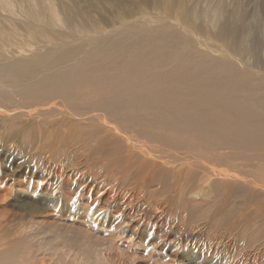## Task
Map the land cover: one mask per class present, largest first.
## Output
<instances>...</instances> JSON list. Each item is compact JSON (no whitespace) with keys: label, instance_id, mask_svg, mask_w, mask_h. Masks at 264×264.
<instances>
[{"label":"bare ground","instance_id":"bare-ground-1","mask_svg":"<svg viewBox=\"0 0 264 264\" xmlns=\"http://www.w3.org/2000/svg\"><path fill=\"white\" fill-rule=\"evenodd\" d=\"M252 1L0 0V143L14 135L11 147L44 157L50 179L20 187L13 206L99 216L117 243L84 247L94 255L69 264H128L124 252L143 245L152 255L155 240L169 248L170 227L148 230L167 211L194 217L190 227L205 216L222 237L247 242L236 264H264V64L245 26L251 6L264 53V0ZM174 232L188 259L226 263L213 258L215 239L206 250L202 232ZM27 238L24 226L2 236L0 264H47L17 260Z\"/></svg>","mask_w":264,"mask_h":264},{"label":"rangeland","instance_id":"rangeland-1","mask_svg":"<svg viewBox=\"0 0 264 264\" xmlns=\"http://www.w3.org/2000/svg\"><path fill=\"white\" fill-rule=\"evenodd\" d=\"M254 2H256V0L252 1V3H253L252 5H254ZM187 7H189V6H187ZM190 7H192V6H190ZM250 7L251 6L247 7L246 16L249 17V21L246 22L245 26L249 25L251 28H253L252 29L253 32H250L249 39H250L251 43L253 45H255L254 46L255 48L258 46L257 47L258 49L257 48L254 49L255 54L256 55L259 54V55H257V57L255 56V59L261 58L259 60L261 61V63L263 62L262 64H264V59H263L264 53H263V50L261 49L262 48L261 43H260L261 41L259 40V38H260L259 35H261V34H259V32H258L259 27L257 24V20L255 19L256 20L255 21L252 18L253 16L251 17V9L252 8H250ZM197 8H199V10H202L203 5L198 4ZM223 22H224V25H226V21H223ZM251 22H253V23H251ZM254 28L258 31H255ZM255 43H257V44H255ZM255 50L258 52H256ZM1 137H2V139H4L3 134L1 135ZM11 137L13 138V140H17L14 135H10V136H8V140H9L8 142H5L3 140L0 143V192H2L3 189H5V191L3 193H0V195H1L0 209H1V211H4L6 213L5 216H3V215L0 216V238H2V236H3V238L4 237L7 238L9 234L13 235L14 232H16L17 228H19L21 226L25 227V229L27 231V237L28 238L23 241V247H21L20 249L17 250V255H18L17 260L26 259L28 257H34V259H36V261H39L41 259L44 262H46L47 264H56L57 261H60V259H62V262L64 264H67V263L69 264V263H71L70 260L73 259L75 254L80 255V253H81L82 256L87 255L86 257H89L90 255H94V254H92V252H90V253L87 252L85 255L84 253H82V251H80V249L85 250V248L88 249L90 246L93 247V249H94L95 248L94 243H95V245L100 246V248L103 244L108 243V244L103 245V247L101 248L103 250H106L107 247H109L108 245L117 246V243L114 242V238H115L114 234H112L113 237H112V235H110L111 233H110L109 229H111V226H110L111 221H105V220L101 219L99 216L93 218L91 221H89V223H87L85 221L78 219L76 217V214H74V212L70 213L68 211H66V212L62 211V209H61L62 207L60 205L54 204L50 207H47L46 205L38 203L39 201H36V203L35 202L34 203H28L27 201H29V198H33V197H26L27 200H25L24 202L28 203L30 205L35 204L34 207L36 205H38L39 209L37 208L38 209L37 212L36 211L26 212L23 209H22L23 211L21 209L19 211L13 206V204L16 201V197L18 196L17 193H18V190L20 189V187L23 188L24 190H26L29 186L35 187L37 183L41 184V185L46 184L47 181H48L47 183H50V179L49 180L47 179V181L45 182L44 177L42 176L43 173H42V168L40 167V164L42 162V159L45 160L44 157H39V158L36 157V159H34V156L32 155V153L31 154L30 153H22L21 149L16 150V149L12 148L11 146L13 145V143H11V142L13 140L10 141ZM14 172H17V173L20 172V173H19V175L14 174V176H12ZM11 173H12V175H11ZM36 178L38 181L36 180ZM13 179H15L14 182H13ZM16 182H19V183H16ZM10 187L12 188L11 190H10ZM4 194H7L8 198H5ZM156 200H158V198ZM156 202L157 201H155V203ZM152 203H154V201H152ZM55 212H58V213L56 214ZM158 212L161 213V209H159ZM166 213L171 214V216L169 214L162 216L160 218L161 221H158V223L156 224L157 226L155 227V226L151 225V228H148V230L150 232L155 231L156 237H157L158 235H166V232L163 230V227H165L164 229H167L166 227H168V229H169V227H170V230L172 229V231L168 235H166L168 238L170 237L169 238V240H170L169 248L166 247L165 245H162L163 242H160L161 245L164 246L162 248V246L160 244H158L159 241L155 243L156 240L154 241L153 239L150 238L151 240L148 241V242H150V244H151V242L154 241L153 244L155 246L157 245L159 247V249L162 248L164 251L162 249H160V250L158 249V250H155L156 254L154 251L153 254L151 255V254H149L150 252H144L143 247H142L143 245H141V247L137 248L138 253H133V251L132 252L131 251L124 252L125 254H124L123 260L125 259L127 261L129 259L127 261V262H129L128 264H132L130 262H132L134 259L136 260V261L135 260L133 261L134 264H154V263L155 264H170L171 262H176L177 264H200V262H201L200 259H197L194 257L193 258L189 257V259H188L184 250H182V253H180L181 250L177 251L176 246H172L174 242H175L174 244H176V242H178L177 234H176V232H174L175 228H177V227L184 228L185 230H187V233H188V231L191 232L192 230H193V232H195L194 230H198L195 233H197V232L201 233L202 232L203 237L200 239V241H202L200 244H201V246L204 245L203 247H205L206 250L209 248V245L212 242L211 239H215L216 242L211 246L219 248V249L216 251V253L214 251H212V250H215V248H211L212 249L211 251H212V253H214L213 258L218 260L219 263H220V260H222V261L224 260V261H226L225 264H227L228 262H229L228 264H236L240 260L241 257L239 256V254L242 251L239 250L237 247H240V245H241V247L247 246V242H245V240L241 241L237 236L236 237L238 239L235 238L234 236H228L227 238L222 237V236H225L224 232L219 234L220 232L218 230H216L215 228H211L210 225H208L206 222H202L204 224H202L200 222V220L201 221L206 220L205 216H203V217L199 216L200 220H198L196 223L194 221L193 227H190V225L188 224V221L192 220V218L194 219V217H189L190 219L188 220V219L182 218L179 215V211H175L172 213H170V211H167ZM32 214L37 215V216H33ZM60 214L64 217H61ZM176 214H178L179 216ZM69 215H71V216H69ZM31 216H33V218H37V219L36 220L33 219V221H32ZM49 217L52 219H50ZM74 218H75V221H74ZM3 221L4 222L6 221V223H4ZM36 221H38V222L36 223ZM96 223H98L99 226ZM102 223H104V224H102ZM166 223H168V224L166 225ZM198 223H200V224H198ZM93 224H95L96 227H94ZM201 224H202V226H201ZM160 225L162 226V228ZM203 225L206 227H204ZM92 226L94 227L93 230L95 228H99L100 226H103V227H100L98 230L96 229L95 231H93V230H91ZM172 226H174V227L172 228ZM105 228H107V229H105ZM208 228L210 229V231ZM200 229L203 231H201ZM87 230H88V232H86ZM83 233L85 235H88V239L86 238L83 240V241H85V243H82V240L78 241L79 235H82ZM66 235H69L70 237L73 236V237L71 238V240H68V238H65ZM96 235H98L99 237ZM140 235H139L140 237L138 236L139 237L138 239L141 238L140 240L144 239L145 242H147V238L144 237L142 234H140ZM220 235H221V237H220ZM107 236H109V237H107ZM128 236H130V232H129ZM171 237L173 239H171ZM174 237H176V238H174ZM218 237H220L221 239ZM131 238H133V236ZM224 238H226V239H224ZM94 240H95V242H94ZM96 241H97V244H96ZM102 241H103V244L101 245ZM227 247L229 250L231 249L229 253L228 252L226 253L224 250V248H227ZM122 248L124 249V246ZM242 250L244 252V249H242ZM0 251H1V249H0ZM239 251H241V252L239 253ZM99 252L101 253L100 250H99ZM114 253H115L114 251L112 252V254H111V252H108V253L103 252V254L101 253V255H102V257H105V258H108V260L109 259L111 260L112 256H115V255L119 256V254H120V253L119 254L115 253V255H114ZM129 253H131V254L129 255ZM218 253H220L221 255ZM72 254H73V256H72ZM181 254L183 256L184 255L185 256L183 257ZM138 257H139V259H138ZM185 257H187V258H185ZM158 258L162 259V261L159 260ZM131 259H133V260L131 261ZM165 259H167V260H165ZM262 259H264V257ZM163 260H165L166 262Z\"/></svg>","mask_w":264,"mask_h":264}]
</instances>
